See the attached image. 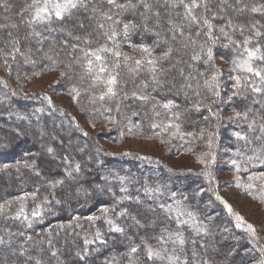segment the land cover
<instances>
[{
  "label": "trees",
  "instance_id": "trees-1",
  "mask_svg": "<svg viewBox=\"0 0 264 264\" xmlns=\"http://www.w3.org/2000/svg\"><path fill=\"white\" fill-rule=\"evenodd\" d=\"M4 2L5 0H0V25L6 26L0 28V204L7 201L13 203L7 209L6 216H0V236L6 241L0 244V264H129L127 253L132 247H138V252L132 255V264H167L166 260L147 259L143 243L147 241L152 248L160 249L162 245L155 238L165 234L164 229L170 232L180 231L186 240L199 241L196 250L201 255H205L202 245H206L207 258L212 264H248L243 257L250 251L257 253L260 259L259 249L256 245H251V239L234 227V221L232 223L223 219L224 216L225 219H233V214L227 210L229 204L218 195V188L213 187L208 195L205 191L196 195L201 189L207 190L205 178L168 169L155 159H145L137 154H111L95 139L85 135L71 113L53 99L43 93L25 95L20 89L21 81L40 73L55 72V88L71 97L90 123L108 127L101 134L105 139L114 142L135 136L158 141L164 137L173 150L184 152L195 147L204 153H211L214 148L216 152L217 137L220 134L219 130L212 129L215 135L209 146L207 140L211 128L205 124L210 119L212 110H220L225 105L223 94L229 97L234 90L233 83L228 84L229 80L226 82L225 73L229 76L234 73L231 61L237 58L242 49L223 47L228 41L219 31L215 32L219 39L213 49L214 63L222 73L219 80L221 97L217 100L203 85V80L210 76V66L191 58L197 54L198 49L183 48L180 36H177L175 42L172 41L167 24L155 27L154 17L148 22V28L152 31L141 28L133 31L127 38L118 36L115 47L111 42L105 41L96 28V21L83 10H75L62 22L54 19L50 24L36 25L35 31L40 32L41 37L25 39L32 28L23 22L19 13L31 0H6L7 10ZM118 2L124 3L126 0ZM147 2L161 12L162 22L167 20L168 12L183 13L182 7L171 9L164 5L163 0ZM97 6L104 10L108 7L106 3H98ZM260 6H264V0H241L240 3L228 0V5L221 12L220 0H211L208 5L211 11L207 15L226 14L233 24L243 25V34L237 31L233 36V39L242 42L244 37L253 35L252 24H256L258 30L264 33V13H252L250 10ZM240 8L246 10H234ZM143 11V8H138L135 14V22L138 24L141 21L139 12ZM200 12L203 9L198 14ZM119 18L128 22L134 19V14L123 13ZM23 19L29 17L25 15ZM174 19L176 23L183 22L182 16ZM78 21L83 22V28L78 26ZM100 22L105 23L106 28L110 23ZM212 23L218 29L225 21L216 19ZM12 24L18 27L12 28ZM61 29L67 31L62 32ZM197 30L199 29L193 26L191 34L194 36ZM68 31L72 33V37L67 35ZM117 31H122V24L117 26ZM187 34L189 30L186 29L185 35ZM76 36L87 37L91 41L90 44H85L82 40L79 44L81 49L94 50L107 44V47H114V50L123 54L118 58L121 66L117 88L119 94L116 98L93 101L92 94L98 97L105 86L100 84L93 87L85 70L80 67L86 61L80 60L78 64L72 58H79L82 53L72 52L62 43L67 40L72 45L76 43ZM253 38L259 40L264 49V36ZM13 41H18L15 47L19 48V52L14 51ZM145 47L150 51L145 52ZM168 47H172L174 51L167 59H162ZM152 58L157 60V69L163 70L157 73L158 84L152 81V73L146 63L136 72L130 71L136 68V60L146 61ZM105 59L115 63L117 58L108 53ZM201 73L205 75L202 76ZM145 83L148 84L147 88L143 87ZM189 84L191 87L187 86ZM227 84L231 89H227ZM73 88L79 91V95L72 91ZM133 92L147 95L148 101L133 98ZM169 100L176 107L170 110L160 107ZM254 100L260 103H253ZM231 102L234 109L242 107L244 103L246 110L251 109L248 116H257L254 130L246 129L243 134L247 140H241L243 143L237 148L239 153L252 157L260 155L259 150L264 149V134L259 128L264 123V96L254 95L250 89L245 88ZM154 104L157 105L155 109ZM196 104H200L199 111L194 107ZM205 105H211V111L206 110ZM176 112L180 113L178 118L173 115ZM170 123L179 124V130L165 127ZM153 124L160 127L154 128ZM201 132L203 136L200 135ZM49 147L53 152L47 151ZM253 149L257 151L254 152ZM33 161L34 168L25 167V163L32 164ZM77 163L81 165L79 172L74 171ZM68 172L72 175L69 176ZM118 176L128 179L122 182L117 179ZM56 181L62 183L52 187ZM121 187L128 191L121 193ZM146 187H159L160 191L149 194L144 191ZM25 193L30 195L23 201L15 199ZM32 193H35L34 197ZM122 196L131 199L121 201ZM177 201L184 209L192 211L199 221L208 224L211 235H197L191 227L178 225L168 217L166 210L159 207L160 204H172L175 207ZM21 204L28 217L27 221L23 217L15 218ZM212 205L223 216L212 213ZM104 208L109 211L103 212ZM33 211H38L40 215L32 216ZM121 211H126L127 215H119ZM208 216L213 217L211 222L207 221ZM89 217L99 219L90 220ZM108 220H112L114 224H109ZM116 225L124 231L116 232ZM225 227L229 229L228 232L223 231ZM8 232L11 233L10 236ZM97 232L100 233L99 237ZM166 247L171 253L174 245L168 244ZM22 249L27 251L22 253ZM186 250L190 255L192 245H186ZM53 252L56 255H52Z\"/></svg>",
  "mask_w": 264,
  "mask_h": 264
},
{
  "label": "snow or ice",
  "instance_id": "snow-or-ice-1",
  "mask_svg": "<svg viewBox=\"0 0 264 264\" xmlns=\"http://www.w3.org/2000/svg\"><path fill=\"white\" fill-rule=\"evenodd\" d=\"M159 2V0H157ZM211 0H163L165 6L170 7L171 9H176L177 7L183 8V13H174L168 12L167 13V20L162 22L161 12L159 10H155L153 5L148 3L147 0H136L134 3L133 0H126L124 3L118 2V0H31V3H27L20 11V16L23 22L26 25H29L32 28V31L25 37L28 39L29 37L40 38L41 33L35 31L36 25H43V24H50L54 19H58L61 22L64 20L65 17H70L75 10H83L85 13L90 14V18L96 21V28L101 32V35L104 37L106 42H111L115 47V41L118 36H123L127 38L133 31H138L143 28L146 31H152V29L148 28V22L151 17H154V26L155 27H163V24H167L168 26V35H170L172 41H176L177 36H180L182 39L180 40L181 46L185 49L191 47L194 50L198 49L196 55L192 56L193 61H200L206 65L210 66L211 72L208 78L203 80V85L207 89L209 93L219 100L221 97L220 88L221 85L219 83L220 77L222 73L220 69L215 66L214 60V47L217 46L218 37L215 36V32L219 31L224 39L228 41L227 44L223 45V47L233 46L238 49H242V52L237 56V58L231 61L233 67L232 71L244 73L243 76L241 75H234L230 76L229 79L233 81V91L229 95V100L233 97H238L240 95V91L242 89L248 88L254 95L264 96V49L259 43V40H254L253 36L255 37H262L264 33H261L256 24L251 25V29L253 31V35L246 36L243 38L242 42L233 39L234 34L239 31L241 34L245 31V27L239 24H233L232 20L225 14L219 15L218 13H213L211 16L207 15L211 9L208 7ZM241 0H237V3H240ZM107 4V10H104L102 7H98L97 4ZM228 5V0H220V11H224V6ZM5 10H7V3L6 0L4 2ZM138 8H143V12H139V16L141 17L140 23L135 22V14L137 13ZM203 9V12L198 14V11ZM235 11L243 12L246 9H234ZM252 13H264V6L260 7H252ZM133 13L134 19L129 20L128 22H124L119 17L123 13ZM27 15L29 19H23L24 16ZM183 17L182 23H176L174 17ZM223 20L225 23L220 26L218 29L214 27L212 21L213 20ZM100 21H108L107 28L105 27V23ZM122 24V31H117V26ZM12 28H17L16 24L10 25ZM78 26L80 28L84 27L82 21H78ZM193 26H196L197 30L195 35L191 34V29ZM6 27L5 25H0V28ZM189 30V34L185 35V31ZM62 32L67 31L66 29H61ZM69 37H72V33L70 31L67 32ZM159 35V33H157ZM76 43L69 45L68 41L65 40L62 43L69 47L72 52H80L82 55L77 57H72L73 59L77 60L79 64L80 60L86 61V64H80L86 74L88 75L89 79L92 81L93 87L103 84L105 86V90L102 91L99 96L97 97L94 93L92 94V99L95 101L99 99L101 101L108 99H114L118 96L117 88L119 87V68H120V61L118 58L123 56V54L119 51L114 50V47L110 48L107 47V44L101 45L94 50L89 48L88 50L81 49L79 47L80 42L83 40L85 44H90L91 41L87 37H74ZM203 40V42H201ZM18 41H13L14 51L19 52V48L15 47ZM167 43V41H165ZM250 45H253L250 47ZM145 52H149L148 48H143ZM174 49L172 47H168V49L163 53L162 59H167L172 53ZM111 53L112 57L117 58L115 63H111L105 59V55ZM104 54V55H102ZM51 59V57H49ZM146 63L148 66V70L152 73L151 79L154 83H159L158 80V71L162 72V69H157V60L155 58L147 59L146 61L136 60V68L130 69L132 72H136L142 64ZM256 65V66H254ZM183 75V72L181 71ZM64 75V73H62ZM201 75H205L201 73ZM258 81V83L256 82ZM191 87V84L187 85ZM144 88L148 87V84L145 83L143 85ZM76 95H79V91L75 88L72 89ZM199 96V93H197ZM133 98L138 99L140 101L147 102L149 97L147 95H137V93H132ZM125 99H127V94H125ZM217 101H213L216 103ZM49 103L51 101L49 100ZM253 103H260L258 100H254ZM157 105H153L155 109ZM164 109H172L176 107L172 100H169L167 103L160 105ZM197 111L200 110V104L194 105ZM264 107V105H262ZM205 109L211 111V105H205ZM119 110V106H117V111ZM42 111V109H41ZM111 111V109H108ZM251 109L246 110L243 115L245 118L248 117V113ZM159 115V113H156ZM174 117L178 118L180 113L176 112L173 113ZM241 113L237 112L236 116L239 117ZM27 117H25L26 119ZM205 119H207L205 117ZM255 120L251 121L248 125L250 130H254ZM152 127H160V125L153 124ZM165 127H173L179 130V124H169ZM260 132L264 134V124L259 126ZM175 135V133H173ZM85 135H87L85 133ZM203 136V132L200 133ZM215 135V133H209V146H211V138ZM236 137L241 140H247L246 136H242L240 132L235 133ZM257 139H261V137H257ZM49 153L53 152V149L49 147L47 149ZM253 151H257L253 149ZM260 155H256L254 157H248L249 160L257 159L261 163H264V149H260ZM203 156H212V153H204ZM67 159V158H65ZM145 159H148L145 157ZM215 162L214 156L211 160L201 159V163L205 164L206 167L210 166L212 163ZM232 165L236 167L237 171L240 170V165L236 163L235 160L231 161ZM25 167L34 168L35 161L32 164L25 163ZM81 165L77 163L75 165L74 171L79 172ZM247 170V169H245ZM200 175H204L209 178V183L214 180V176L210 171H205L199 173ZM68 175L71 176L72 173L68 172ZM120 181L124 182L128 178L127 177H117ZM249 179H252L250 177ZM260 179L264 180V173H261ZM62 181H56L52 187H55L56 184H60ZM246 188H252L253 185L248 184L245 185ZM128 191L127 188L121 187L120 192L126 193ZM146 193H159V187L152 189L146 187L144 189ZM204 189H201L200 192L196 193V195H200L204 192ZM207 191H212L211 188L207 189ZM28 193H25L24 196L16 197V200L23 201L25 197H27ZM33 197L35 193L31 194ZM114 195V193H113ZM124 199H131V197L122 196L120 200ZM138 199V198H137ZM13 201H7L4 204H0V216H6L7 209L10 208ZM176 206L173 207L172 204L165 206L164 204H160L159 207L161 210H166V213L169 218L174 219L178 225H187L191 227L197 235L209 236L211 232L209 230L208 224L203 223L202 221H198L197 217L193 215L191 211L185 210L179 201L175 202ZM227 210L229 213H232L235 217V228L244 229L247 233L250 234L252 242L259 248L260 252V259L258 264H264V246L259 245V239L256 229L254 225L250 223H246L244 217L239 215L238 213H234L231 205L227 206ZM109 211L108 208H104L103 212L107 213ZM32 216H38L40 213L38 211H33L31 213ZM119 215L124 216L127 215L126 211H121ZM23 217L25 221L28 220L27 215L24 212V206L21 204L19 210L15 214V218L19 219ZM185 217H187L185 219ZM90 220L99 219V217H89ZM135 219V217H133ZM207 221L211 222L213 217L208 216ZM109 224H114L112 220H108ZM139 223V221H137ZM29 226L30 223H29ZM116 232H123L124 229L119 227L118 225L115 226L114 229ZM224 232H228V228L223 229ZM163 233L167 235V239H165V234H162L155 239L162 245L160 249H154L150 245L147 244V241H143L145 248H146V257L149 260H160V261H167V264H212V261L207 258V246L202 245L205 250V255H201L199 251L196 250V245L199 243L197 240H186L183 236V233L180 231L170 232L167 229L163 230ZM10 236L11 233L8 232ZM96 235L99 237L100 233L97 232ZM29 239H31L29 237ZM5 239L3 236H0V244L5 243ZM172 244L174 245L172 252L169 253L168 248L166 245ZM192 245V251L189 255L188 251L186 250V245ZM26 249H22V253L26 252ZM138 252V247H132L130 251L127 253V258L129 259V264H132V255ZM232 253H229L231 255ZM52 255H56L55 252ZM39 264V262H37Z\"/></svg>",
  "mask_w": 264,
  "mask_h": 264
},
{
  "label": "rangeland",
  "instance_id": "rangeland-1",
  "mask_svg": "<svg viewBox=\"0 0 264 264\" xmlns=\"http://www.w3.org/2000/svg\"><path fill=\"white\" fill-rule=\"evenodd\" d=\"M220 64L224 65V63ZM225 75L227 77L226 82L229 80L228 84H231L233 81H231L229 77L241 75V73H232L230 76L228 73H225ZM56 83L57 74L55 72L40 73L25 81H21L20 89L22 94L25 95L28 93L46 94L47 97L53 99L60 107L71 113L83 133L95 139L99 145L106 148L111 154H137L144 158L155 159L161 164H164L168 169L171 168L181 173H190L205 178L207 189H212L213 187L216 189L218 188V195L224 199L226 203L231 205L234 213H238L244 217L246 223L254 225L257 235L260 237L259 245L264 246V180L260 179L261 173H264V163H261L257 159L249 160L248 157H252L251 155L240 154L237 148L243 141L241 142V139L237 138L235 135V133L240 132L243 136L245 130L249 129V123L253 120H257L256 115L251 118L249 116L247 118L244 117L243 113L246 111L244 103H242V107L234 109L231 107L232 102L229 100V97L223 94L222 99L225 103L222 108L223 111H221L222 109H217L218 111L212 110L210 119H207V123L205 124V126L211 128L210 133H213L212 129L219 130L220 135L217 137L216 152L214 148V150H211V153L213 151L212 156L203 157L202 154L204 151L198 150L195 147L184 152L171 149L164 137L158 141L151 138H139L135 136L114 142L105 139L101 134L108 127L104 125L101 126L99 123H90L77 106H75L74 100L55 88ZM227 89H231L230 85L227 86ZM236 103L240 104L238 102ZM237 112L241 113L239 117L236 116ZM232 137L233 139H231ZM207 142L209 143V139ZM213 156L215 162L210 166L206 167L205 164L201 163L202 158L211 160ZM232 160H235L236 163L240 165L239 171L232 165ZM205 171H210L213 174L214 180L211 183H209L208 177L199 174ZM250 177H252V179H249ZM248 184L253 185V187L246 188L245 185ZM205 193L208 195L210 191L205 190ZM208 202L210 203V201ZM213 208L214 206L210 207L212 213L214 212L216 215L223 216L220 211ZM193 215L195 216L194 213ZM232 217L233 219H225L224 216L223 219L227 222H236L235 217L233 215ZM186 218L187 217H185V219ZM239 230L244 232V234L251 239L250 234L244 229ZM250 242L251 245L254 244L252 239ZM3 250L2 248L1 251ZM243 258L248 264H258L259 261L257 253L255 254L251 251L247 252Z\"/></svg>",
  "mask_w": 264,
  "mask_h": 264
}]
</instances>
